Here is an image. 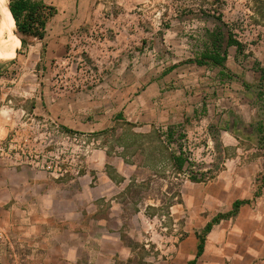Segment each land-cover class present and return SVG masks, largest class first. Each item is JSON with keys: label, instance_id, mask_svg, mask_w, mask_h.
<instances>
[{"label": "rangeland", "instance_id": "1", "mask_svg": "<svg viewBox=\"0 0 264 264\" xmlns=\"http://www.w3.org/2000/svg\"><path fill=\"white\" fill-rule=\"evenodd\" d=\"M43 1L57 9L45 39L26 37L18 53L0 61L15 57V81L36 74L53 99L68 108L82 102L87 118L109 120L104 129L77 132L86 139L73 146L78 164L103 147L137 164L127 172L124 240L136 263L171 262L187 227L186 214L175 220L172 207L183 203L188 185H210L221 171L241 165L233 161L241 153L260 163L263 178L264 0ZM229 33L243 51L227 48V69L195 62L216 41L222 52ZM153 82L160 89L144 99ZM155 107L163 109L160 120L145 127ZM170 125L176 126L173 144L161 136ZM180 149L190 162L183 172L171 158ZM192 173L204 174V181H192Z\"/></svg>", "mask_w": 264, "mask_h": 264}, {"label": "crops", "instance_id": "2", "mask_svg": "<svg viewBox=\"0 0 264 264\" xmlns=\"http://www.w3.org/2000/svg\"><path fill=\"white\" fill-rule=\"evenodd\" d=\"M159 86L151 83L143 98ZM68 106L39 88L36 74L15 81V57L0 61V264H147L136 263L124 240L127 172L137 164L103 147L85 160L79 175L54 178L28 159L45 148L43 124L57 123L71 134L109 126V120L87 118L82 102ZM161 113L152 109L154 119L145 127ZM241 154L233 159L241 165L221 171L210 185L187 186L183 203L172 207L175 220L186 214V235L169 255L173 260L157 264H264V175L259 179L257 160ZM237 202L242 204L234 215L213 222ZM209 223L198 256L199 236Z\"/></svg>", "mask_w": 264, "mask_h": 264}, {"label": "trees", "instance_id": "3", "mask_svg": "<svg viewBox=\"0 0 264 264\" xmlns=\"http://www.w3.org/2000/svg\"><path fill=\"white\" fill-rule=\"evenodd\" d=\"M10 11L15 19L17 31L22 36L20 38L21 45H26V37H35L40 40H44L46 37V27L48 20L52 18L56 13V7L52 5H47L43 0H10L9 1ZM217 42V41H216ZM213 51L204 53L201 59H196L197 64H203L206 62H211L215 66L221 67L223 70L227 69L226 59H227V48L230 46H235L238 52L243 51V44L238 41L232 34L229 33L227 39V46L221 52L222 46L216 44ZM259 71L261 73V79L264 80V67H260ZM176 126L170 125L166 132L161 133V136L166 137V143H175V131ZM259 132L261 134V143L264 148V126L259 127ZM171 158L175 164L176 170L183 172L186 169V163L189 162L187 157L184 156L182 149L179 153L176 151L171 152ZM190 164V162H189ZM191 180L195 182L204 181V174L198 177V173H192L190 175ZM242 202H237L231 213L225 215L217 216L213 222L219 221L221 218H226L230 215H234ZM213 223H209L203 233L199 236L200 244L198 247V256H200L204 251L206 233L211 230ZM196 260L189 262L188 264H195Z\"/></svg>", "mask_w": 264, "mask_h": 264}, {"label": "built area", "instance_id": "4", "mask_svg": "<svg viewBox=\"0 0 264 264\" xmlns=\"http://www.w3.org/2000/svg\"><path fill=\"white\" fill-rule=\"evenodd\" d=\"M42 126L47 129L42 132L41 136L45 148L28 159L32 161L35 168L43 169L55 178L65 177L71 170L74 175H79L81 165L78 164L80 162L78 159L81 155L76 156L77 151L73 146L80 142H86L84 141L86 139L78 133L65 132L59 124L54 122ZM10 147L12 148V146ZM13 150L17 149L13 147ZM69 157H72V160H69Z\"/></svg>", "mask_w": 264, "mask_h": 264}, {"label": "bare ground", "instance_id": "5", "mask_svg": "<svg viewBox=\"0 0 264 264\" xmlns=\"http://www.w3.org/2000/svg\"><path fill=\"white\" fill-rule=\"evenodd\" d=\"M21 46L9 0H0V57L13 55Z\"/></svg>", "mask_w": 264, "mask_h": 264}, {"label": "water", "instance_id": "6", "mask_svg": "<svg viewBox=\"0 0 264 264\" xmlns=\"http://www.w3.org/2000/svg\"><path fill=\"white\" fill-rule=\"evenodd\" d=\"M10 1V0H9ZM10 8V7H9ZM16 53H18V50H17V52Z\"/></svg>", "mask_w": 264, "mask_h": 264}]
</instances>
